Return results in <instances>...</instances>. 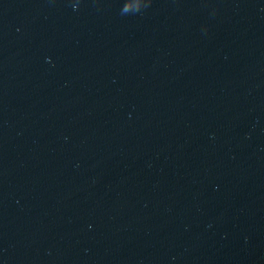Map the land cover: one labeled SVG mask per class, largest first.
I'll return each mask as SVG.
<instances>
[{
  "label": "water",
  "instance_id": "95a60500",
  "mask_svg": "<svg viewBox=\"0 0 264 264\" xmlns=\"http://www.w3.org/2000/svg\"><path fill=\"white\" fill-rule=\"evenodd\" d=\"M0 264H264V0H0Z\"/></svg>",
  "mask_w": 264,
  "mask_h": 264
}]
</instances>
